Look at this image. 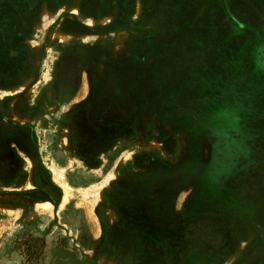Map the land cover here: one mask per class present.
Listing matches in <instances>:
<instances>
[{"label": "rangeland", "instance_id": "1", "mask_svg": "<svg viewBox=\"0 0 264 264\" xmlns=\"http://www.w3.org/2000/svg\"><path fill=\"white\" fill-rule=\"evenodd\" d=\"M162 1L124 38L99 0H0V264H264V0Z\"/></svg>", "mask_w": 264, "mask_h": 264}, {"label": "crops", "instance_id": "2", "mask_svg": "<svg viewBox=\"0 0 264 264\" xmlns=\"http://www.w3.org/2000/svg\"><path fill=\"white\" fill-rule=\"evenodd\" d=\"M96 1L97 0H93V2L91 4L96 3ZM155 1H157L156 4H155V8L151 9L148 12V16L146 17L145 14H144V12L146 11V8L148 10H149V7L152 8V4H151V2L149 0H99L98 3L101 4V7L102 6L103 7L107 6V8L105 9L104 12L101 13V15H98V17L95 18L96 19L95 22H96L97 26H96L94 32H95L96 36H98V37H107L108 35H113L114 34V35H117V36L121 35L124 38H131V37L132 38H134V37L139 38V37H142L143 35H145V34H140L138 32L137 27H136L137 22H141V21L143 22V25H145V30H147V31H149V33L153 34L154 31L151 30V29L154 27V23L160 22V19L162 18L161 17V12H163L165 14V3L163 1L161 2V0H155ZM173 1H174V5H173L174 9H173L172 15L174 16V19L176 20V17H180L182 14L177 12V8L175 9L176 0H173ZM78 2H80L81 5H82V3L83 4L85 3V0H78ZM145 3H146V8H145ZM149 4H150V6H149ZM124 8H127L128 10L125 11L122 14ZM209 15H213V14L205 13L203 16L208 18ZM76 20L79 21V17ZM70 21H72V20L67 21V23L70 22ZM103 23L105 25H103ZM101 25H102V27H101ZM180 26L182 27L181 23H180ZM64 28L61 29V33H60L62 37H66V35H67V37H69V34L70 35L77 34V37H78L77 40L81 41L79 39V38H81V39H84L83 42H85L86 35H85L84 32L81 33L82 30L80 28H78V27L74 28L73 25L70 26V28L68 30L66 28L65 29ZM198 31H200V32L199 33L196 32L197 34L194 36L193 42H198V40H201V41H203L206 44V42L204 41L205 37H203L205 32L202 31V30H198ZM198 35L200 36L201 39H199ZM31 38L32 37L30 35V37H28L25 41H27L28 39H31ZM25 43L28 44L27 42H25ZM64 43L68 44L69 41L65 40ZM210 43L213 44V41H211ZM129 45L126 44V46H129ZM98 47H100V48H98ZM103 47H104L103 44H99V45H97V48H95V49H98L97 51L101 53L102 52L101 49ZM142 48L144 49V47H142ZM161 49H163L161 51L170 52L169 50H166L164 47L161 48ZM32 50H33V48H32ZM131 50L132 51H136L137 48H133ZM13 52L17 53V50L15 49ZM106 52H112V50L111 49H109V50L106 49ZM28 56H30V58H31V54L29 52H26L23 61L28 60ZM212 60H214V59H212ZM98 62L99 63L100 62L103 63V65L105 63L102 60H100ZM193 62H195V67L198 68V69H209V70H212L213 68L214 69H218V67H220L222 69L228 67V66L225 65V63L223 61H221L222 62L221 65H217V62H214L215 66H212V67H204V66H202L203 63L201 61H199V62L193 61ZM106 63H107V65L110 66V68L113 67V68H116V69L120 68L121 66L123 68V67H125V65H129V67L134 66L133 63L132 64L123 65V63L120 62L119 64L118 63L115 64L114 62H112V59H110V58L108 60H106ZM107 65H104V66H107ZM261 67H262L261 64H259L257 66V69H259ZM192 68H193V66H192ZM207 73H208V71L205 72V75L203 74L204 75L203 77H201V75H198V74L195 75V76L189 77V78L187 77L186 78V79H188L187 84H190V85H195V83H196V85L197 84H203V85L205 84L206 85L207 83L210 84V82L206 78L207 77L206 76ZM202 78H206V79H203V81H201ZM220 78H221L220 79V81H221L220 84L225 85V86H227V88H229V82H224V79L222 80V77H220ZM193 80H194V82H193ZM206 80L208 81L207 83H206ZM183 83H184L183 86L186 85V82H183ZM176 85H177V82H174V86H176ZM199 89L200 88H198L197 91ZM223 89H224V87H223ZM255 100H257L259 102L264 101V95H262L261 93L257 92V99H255ZM222 101H224L223 97H222ZM259 116H262V114H260Z\"/></svg>", "mask_w": 264, "mask_h": 264}, {"label": "flooded vegetation", "instance_id": "3", "mask_svg": "<svg viewBox=\"0 0 264 264\" xmlns=\"http://www.w3.org/2000/svg\"><path fill=\"white\" fill-rule=\"evenodd\" d=\"M214 43V42H213ZM226 51L228 52V50L226 49ZM229 53V52H228ZM223 58V57H222ZM214 62H217V65H221L222 62L221 60H217L215 59ZM264 63V61H262ZM228 68V67H227ZM227 68H224V69H227ZM218 69H220V67H218ZM226 74V75H225ZM224 79V82H229L230 79H229V74H228V71L226 72V70L223 72V75H222V80ZM239 81V80H238ZM194 82V80H193ZM230 84V83H229ZM212 91V89H210ZM224 90V91H223ZM222 90V92L224 93V97H229L230 95V92H229V88H227V86L224 87V89ZM197 93V92H196ZM241 97V96H240ZM224 99V98H223ZM238 99H241V98H238ZM222 100V99H221ZM223 102V101H222ZM258 102V101H257ZM237 109L233 110V111H236ZM243 110V109H242ZM245 110V109H244ZM238 111V110H237ZM259 118H257L258 120ZM260 120V119H259ZM258 124V122H257ZM258 127V125H257ZM218 148L222 149V151H228L229 150V147H228V142H225V143H222L218 146ZM220 156L218 155H215L214 156V163H213V169L215 171H218L219 174H222V176L224 177H229L230 176V173L228 172H225L224 170H222V167L220 168V165L223 166V167H227V165H232L233 162L229 161L227 158H225V160L219 158Z\"/></svg>", "mask_w": 264, "mask_h": 264}]
</instances>
